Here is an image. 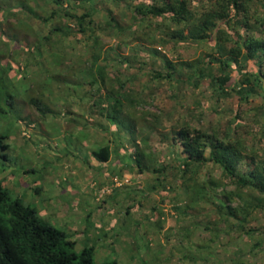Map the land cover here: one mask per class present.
<instances>
[{
	"label": "rangeland",
	"instance_id": "374dc122",
	"mask_svg": "<svg viewBox=\"0 0 264 264\" xmlns=\"http://www.w3.org/2000/svg\"><path fill=\"white\" fill-rule=\"evenodd\" d=\"M105 3L118 26L125 27L129 21L128 12L124 11V15L122 10L117 12L113 1L105 0ZM83 4L82 0L60 1V8H56L58 16L41 25L37 7H47L50 3L43 0H0V136H3L0 143L5 145L0 147V177L5 179L10 195L18 196L36 208L39 218L72 236L73 251L92 246L95 264L110 261L116 264H229L228 258L252 264L253 254L247 257V261L241 256L250 249L256 233H250L253 235L250 238L243 233L244 228L230 230L223 225L205 228L207 215L197 207L194 199L184 197L173 186L170 190L168 185L159 187L160 177L151 180L149 168L141 173L122 151L117 153L116 149L123 146L126 153H130L132 145L128 139L122 140L126 131H119L115 121L107 124V135L95 130L92 122L88 123L87 129L80 130L85 117L77 112L83 111L86 103L75 105V100L69 95L78 92L88 82L87 78L84 82L86 73L83 65L89 66L85 57L96 53L95 62L110 59L111 64L121 68V72L131 75L133 68L125 61L120 62L126 55L134 53L132 46L135 42L125 41L116 28L106 27L104 21L107 18L100 8L91 16L100 27L94 25L92 32L86 29L84 33H78L76 22L62 12L79 13ZM42 13L45 17L49 11ZM145 24L144 21L141 25L148 29ZM68 26L69 34L59 35V32L52 31L51 37L43 38L46 37L45 32L53 27H59L60 31ZM152 35L158 41L162 34L158 30ZM93 36H97L95 43ZM78 40H84L85 44ZM148 47L160 46L153 44ZM160 48L165 57L179 61L199 57L208 46L182 44L173 49L166 44ZM155 49L162 54L161 49ZM78 54L81 58L76 57ZM134 54L135 59L146 58V53ZM161 54L157 56L155 68L159 66ZM118 56L121 60L114 61ZM79 60L81 65L75 64L74 61ZM170 92L166 88L149 89L148 94L153 93L156 99L141 105L143 109L159 114L166 128L180 118L202 130L217 129L219 137L231 135L241 138L244 132L253 128L251 114L254 109L238 106L234 92L225 96L220 94L215 99L216 96H212L201 83L195 87L187 86L184 90L178 84L174 90L176 97ZM262 95L252 98L255 99L254 104L260 102ZM32 98L51 100V112L29 125L30 119L24 114L32 111L29 105ZM69 104H72L73 115L67 121L60 111L67 109ZM236 109L239 112H234ZM235 115L238 117L234 118ZM32 118L35 120L36 116L32 115ZM261 131L264 147V129ZM95 134L99 139L90 137ZM155 137V134L148 135V150L153 159L169 165L166 174L176 175L177 171L170 166L172 162L175 166L176 161L167 157V149L157 143ZM102 145L108 146L112 156L119 154L115 158L121 167L113 158L112 162L103 161L97 168L98 161L92 151ZM138 145L144 147L140 141ZM66 164L75 168L66 169ZM69 176L77 180L81 178L72 185L77 192L66 187ZM93 177L98 181L97 186L105 187L102 190L95 187L89 200L88 196L87 199L85 197L90 189L84 185ZM203 191L208 193L207 188ZM69 193H74L75 199ZM209 202L207 204H211ZM214 202L224 213L225 203L218 193ZM207 207L209 212L211 207ZM211 215L217 217L213 212Z\"/></svg>",
	"mask_w": 264,
	"mask_h": 264
},
{
	"label": "trees",
	"instance_id": "16d2710c",
	"mask_svg": "<svg viewBox=\"0 0 264 264\" xmlns=\"http://www.w3.org/2000/svg\"><path fill=\"white\" fill-rule=\"evenodd\" d=\"M43 1L51 6L37 7L41 25L57 15L56 8H60V1L63 0ZM82 1L85 6L81 5L79 13L62 12L76 22L78 33L82 34L86 29L93 31L97 21L91 16L94 10L100 8L107 18L105 26L116 28L125 41H135L133 52L146 53V58L135 59V54L131 53L123 60L121 56L113 59L127 62L133 68L130 75L121 72V68L111 64L110 59L95 62L96 53L85 57L89 66L83 65L86 73L84 82H87L86 78L88 82H82L84 85L79 91L69 95L75 100V105L86 103L83 111L77 112L85 117L80 130L87 129L88 123L92 122L95 130L107 135V124L115 121L119 131H126L122 140L128 139L132 145L128 154L124 146L119 150L136 164L138 171L142 173L149 168L151 180L160 177L157 182L159 187L168 185L170 190L173 186L184 197L194 199L197 207L207 215L205 228L214 229L222 225L230 230L244 228L243 233L250 238L253 236L250 233H256L250 249L242 254L241 259L247 261V257L253 254L252 264H264V147L260 137L264 129V0H106L113 1L117 12L122 10L123 15L124 11L128 12L129 21L125 27L118 26L105 0ZM46 10L49 13L43 17L42 11ZM144 21L148 29L141 25ZM158 30L162 34L160 42L152 35ZM52 31L59 32V35L71 32L69 26L60 31L59 27H53L45 32L46 37L43 38L51 37ZM96 40L97 36H93L94 43ZM78 41L85 44L84 40ZM153 44L160 47L169 44L173 49L182 44H200L208 46V49L192 60L177 61L165 57L160 47L155 48L161 49L162 54L148 47ZM159 54V66L155 68ZM77 56L81 58L79 54ZM177 56L180 57V54ZM74 62L82 63L81 60ZM200 83L204 89L210 90L212 96H216L215 99L220 94L225 96L234 92L238 106L254 109L251 114L253 128L244 132L241 138L231 135L219 137L217 129L202 130L182 118L166 128L159 114L141 106L156 99L153 93L148 94L149 89L166 88L176 97L174 90H177L178 84L184 90L187 86L195 87ZM261 95L260 102L254 104L255 99L252 98ZM50 101L32 98L29 105L40 119L50 115ZM71 106L69 104L67 109L60 111L67 121L73 115ZM234 112L239 111L236 109ZM188 113L187 110L186 115ZM32 121L35 120L30 119V123ZM249 133H252L251 136ZM151 134H155L157 143L165 146L167 157L176 161L175 166L173 162L170 164L177 171L176 175L166 174L169 165L153 159L147 144ZM114 135L118 136L116 132ZM90 137L98 138L97 134ZM137 138L146 148L138 145ZM0 147L5 145L0 143ZM92 153L99 168L100 163L108 159L110 150L102 145ZM204 188L208 189L207 194ZM217 193L225 203L224 213L214 202ZM209 200L215 208L207 204ZM207 206L211 207L209 212ZM212 212L217 217H212ZM71 246L72 242L63 231L40 221L34 207L10 198L0 182V264H93L91 248L74 254ZM227 260L229 264H250ZM103 264L116 263L110 261Z\"/></svg>",
	"mask_w": 264,
	"mask_h": 264
},
{
	"label": "clouds",
	"instance_id": "9594fccd",
	"mask_svg": "<svg viewBox=\"0 0 264 264\" xmlns=\"http://www.w3.org/2000/svg\"><path fill=\"white\" fill-rule=\"evenodd\" d=\"M32 111H29L28 113H26V114H24V115H28V117L30 118V119H32V120H34V118H32V115H34V116H36V119H35V121H39L40 119L38 118V116H37V114H36V112L32 109V108H30ZM22 122L24 123V120H22ZM29 125H31V123H29ZM116 151H118V153H119V149H116ZM117 156H119V154H117V155H113L112 156V153L110 152L109 153V157H108V159L106 160V161H104V162H112L111 161V159H113V158H115V157H117ZM117 161L116 162H118L119 163V161H118V159L117 158H115ZM76 166H77V164H76ZM80 166H82V163H81V165ZM119 167H121V165H120V163H119ZM69 168H75V167H70L68 164H66V169H69ZM70 177V176H69ZM81 179V178H80ZM80 179H78L77 180V178L76 179H72L71 177H70V181H69V185H66V187L67 188H71L72 190H74V192H77L73 187H72V185L73 184H75V183H77V182H79V180ZM93 179V180H92ZM0 182H1V184L3 185V187L8 191V195H9V197L10 198H12V199H17V200H19V201H21L22 203H23V205H25V204H27L26 202H24V201H22L18 196H11L10 195V193H9V190H8V188L6 187V183H5V179L4 178H2V177H0ZM97 180H96V178H91V181L88 183V184H86V185H84V187H88L89 189H90V191L86 194V199H87V196L89 197L88 199L89 200H91L92 198H91V195H93V193H94V188L95 187H100L101 185L99 184L98 186L96 185L97 184ZM126 182L128 183V181H127V179H126ZM105 186H102V187H100V189L102 190V188H104ZM69 194H71L72 196H73V198L75 199V194L74 193H69ZM27 205H29V204H27ZM31 206V205H30ZM71 206V205H70ZM60 209L62 208V206H60L59 207ZM67 208V207H66ZM34 209H36V208H34ZM95 213H97V209H96V212ZM35 214H36V216L38 217V215H37V213H36V210H35ZM38 219L40 220V221H43V222H46L45 220H43V219H41V218H39L38 217ZM46 223H48V222H46ZM49 224V223H48ZM51 225V224H50ZM58 229V228H57ZM70 230V229H69ZM76 232V231H75ZM65 233V232H64ZM66 234V233H65ZM66 236H67V238H68V240L69 241H71L72 242V246L70 247V249L72 250L71 252L72 253H74V254H79V253H81L82 251H84V250H86V249H90L91 248V250H92V252H93V248H92V246H90V245H87V246H83L78 252H75V251H73V242H74V240L72 239V236L71 237H69L67 234H66ZM92 252H91V258H92ZM92 262H93V258H92ZM93 264H95L94 262H93Z\"/></svg>",
	"mask_w": 264,
	"mask_h": 264
}]
</instances>
